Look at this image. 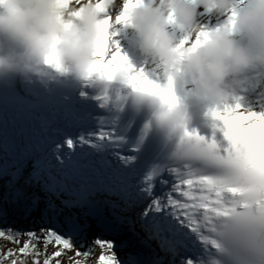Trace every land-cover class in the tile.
<instances>
[{"label":"clouds","instance_id":"1","mask_svg":"<svg viewBox=\"0 0 264 264\" xmlns=\"http://www.w3.org/2000/svg\"><path fill=\"white\" fill-rule=\"evenodd\" d=\"M115 0H0V73H16L43 80L56 74L72 75L77 82H98L105 86L122 81L141 98L158 105L159 123L170 136L187 139L190 119L176 97L174 103L162 98L161 89H145L132 83L136 68L124 59L106 61L109 45L105 10ZM129 0H121L124 8ZM229 17L231 25L210 29L198 23L199 9ZM124 24L139 37L143 53L161 62L168 80L181 70L192 84L213 101L225 98L226 81L245 73L256 63L264 64V0H150L129 4ZM174 25L185 35L177 39L169 31ZM245 34L247 43L233 36ZM201 33H206L201 36ZM10 42L5 49L4 40ZM199 40V43L196 41ZM168 86V83H167ZM166 86V87H167ZM162 87L161 88H166ZM264 176V161L258 165ZM232 186L230 206L236 211L215 221L218 247L203 264H264V184L259 188L241 176L226 174ZM248 204L249 207H242Z\"/></svg>","mask_w":264,"mask_h":264},{"label":"snow or ice","instance_id":"2","mask_svg":"<svg viewBox=\"0 0 264 264\" xmlns=\"http://www.w3.org/2000/svg\"><path fill=\"white\" fill-rule=\"evenodd\" d=\"M69 2L78 4L80 0ZM96 3L102 6L103 0H96ZM131 3L140 4L142 0H129ZM129 4H125L122 14L115 18L116 24L127 20ZM106 12L104 23L112 26L113 20ZM234 21L235 13L226 17L224 26L234 27ZM200 35L205 36L206 33ZM103 56L106 61L125 58L118 47L110 52V45ZM135 72L137 75L132 78L134 85H144L148 90L161 89L163 99L175 102L171 77L168 86L161 88L143 69H136ZM213 115L222 121L220 131L227 146H219L215 139L209 142L195 132L186 133L187 139L181 138L178 147V158L202 161L204 167L192 169L185 165L181 169H173L176 176L174 182L167 177L152 176L138 180L113 167L105 159L93 162L90 158L96 155L98 149L91 147L92 142L84 138L65 139L63 143L49 138L40 142L32 152L35 171L31 179L40 184L43 191L60 200V205L57 206L50 198L38 228L23 230L0 227V238L17 243L20 256H33L31 264H63V261L55 258L69 251L73 253L70 258L72 264H203L205 257L219 246L213 237L216 219L236 211L234 206H230L233 192L232 186L226 183V174L241 176L257 188L264 184V176L258 166L264 161V111L247 110L239 103ZM105 139H111V136L102 132L98 140ZM65 147L67 152L64 151ZM3 172L4 169L0 168V174ZM182 185L189 186L188 190H182ZM165 187L170 191L157 193V188ZM193 188L200 195H196ZM177 191L180 192L179 196L174 195ZM97 195L115 197L119 204L114 200L104 202L113 209L119 208L121 212L140 208L137 220L144 233L141 243L148 248L150 255L126 252L121 258L117 248L122 251L127 247V242L118 245L114 239L106 238L111 234V229L103 219L98 220L103 231L91 239L88 238L91 225L87 220L81 222L74 214L65 215L61 224L60 216L64 209L91 207ZM255 203L264 210V200L256 199ZM3 215L0 213V217ZM115 218L120 223L125 220L123 216ZM41 245L44 246L43 250ZM49 245L64 251L56 250L49 255ZM196 245L200 246L199 251L195 250ZM15 255L12 250L0 251V264H27L24 260L16 259ZM41 256H44L42 261Z\"/></svg>","mask_w":264,"mask_h":264},{"label":"rangeland","instance_id":"3","mask_svg":"<svg viewBox=\"0 0 264 264\" xmlns=\"http://www.w3.org/2000/svg\"><path fill=\"white\" fill-rule=\"evenodd\" d=\"M150 0H142V3H149ZM191 2L193 4L196 3V0H191ZM240 3L242 6H246L247 4L250 3V0H240ZM123 11V7L121 5V0H115L113 6L109 9H107L106 14L108 16H110L112 18V20L114 21L113 24L115 23V18L122 14ZM198 23L201 26H205L207 28H212V26H224L226 23V17L223 16H219L217 14L214 13H210L205 11L204 9H199V16H198ZM169 31L174 33L176 38L182 39L184 37V33L181 32L178 28H176L174 25H169ZM135 33V32H134ZM240 36L243 35L242 32L238 33ZM245 36V34H244ZM238 37V36H234ZM246 37V36H245ZM247 41V38H246ZM21 152V151H20ZM0 155H4V160H3V164L4 166H12L13 168H15L18 172H20L21 174H29V172L31 170L34 169V156L32 157L33 160L28 159V156L26 155V153H20L19 154V150L15 153L14 156H11L10 154H8L7 150L5 149V147L3 146L2 143H0ZM3 158V156H2ZM5 196L1 195L0 196V213H3V217H0V227H12L15 229H23V230H27V229H32V228H38L39 225L42 223L41 217L42 214L45 210L46 207V203L47 201L50 199V197H46V199L44 198H39L38 200H34V201H38L37 203H34V201L32 202V208H31V213L28 214L27 212L24 215V218H18V219H13V218H8L5 215L4 209H6L7 212H9L8 207H6L5 205V197L6 194H4ZM100 197V199H99ZM4 200H3V199ZM97 202H95V204H93V206L91 207H87V208H73V209H64L63 214L60 216V222L61 224H63L64 221V216L65 215H76L80 218L81 222H83L84 220H87V222L91 225V228L89 229L88 232V238L91 239L93 235L96 234H100L103 230L99 228V224H98V220L103 219V215L106 217L103 219V221H111L114 223V220L116 219V215H114L113 210H111L109 208V204H104V212L102 211L100 213V215H98L97 211L99 206H102V202L100 201L101 198L106 199L107 197L103 196V195H97L94 197ZM55 201V203L57 204V206L60 205V200L55 199V198H51ZM85 213H92V215H85ZM131 220V219H130ZM128 225H132V227H134V225L136 226V222L131 220L129 223V220L127 221ZM132 227H125L123 226L122 228H120V231L116 232V234L114 236H110V235H106V238L108 239H114L116 241V243L119 245L123 242H127V247L124 248L122 251L117 248V251L120 253L121 258H123V256L125 255L126 252H139V246H138V242L141 243V238L142 236L140 234L136 233V228H132ZM137 227L139 228L140 225L138 223ZM140 235V237H139ZM23 239V238H21ZM6 240V239H5ZM139 243V244H140ZM142 244V243H141ZM143 246H145L144 244H142ZM17 249L19 247V245L16 243ZM41 249L43 250L44 246L41 245L40 246ZM146 250L148 251L147 253L150 254L149 250L147 247H145ZM56 250H60V251H64L62 248L57 249L56 246L54 245H49L47 247V253L49 255H51L52 252L56 251ZM99 254V252L97 251V255ZM73 257V253L72 252H67L65 255H62L61 257H59V259L61 261H63V264H72V258Z\"/></svg>","mask_w":264,"mask_h":264},{"label":"bare ground","instance_id":"4","mask_svg":"<svg viewBox=\"0 0 264 264\" xmlns=\"http://www.w3.org/2000/svg\"><path fill=\"white\" fill-rule=\"evenodd\" d=\"M114 22V21H113ZM120 24H113L112 23V27L110 28V38H109V45H110V49L112 48H123L125 49V46L127 45V39L130 38L133 33L135 32L133 29H131L130 27L128 26H119ZM240 31L238 29H234L233 30V35L235 33H239ZM244 35V34H243ZM244 40V39H243ZM243 43H247L246 41H244ZM135 50H133L132 52H135ZM147 69L149 68H157V65L160 64V61H158L157 59L153 58V57H150L147 55ZM258 64V67L255 66V67H250L245 73L235 77V78H232L230 77L227 81H226V86L228 87H232L234 90H240V91H243V92H247L249 93L250 97L248 100H246L244 103H242L241 105L244 107V109H247V110H253V111H264V64H261V63H256ZM260 72L261 75L258 77V78H254L252 77V74L255 73V72ZM69 90H72V89H69ZM6 143L9 145V149L13 152H16L18 149H19V139H16V140H5ZM35 145H31V148H29L30 150H34ZM176 180V179H175ZM177 183H179V181H176ZM188 187L187 185H182L181 186V189L182 190H188ZM170 191L169 188H166L165 189V192H168ZM175 196H179L180 195V192L177 191L175 194ZM100 199V197H99ZM183 199H187V198H183ZM94 200V204L95 202H97V200L95 198H93ZM105 200H114L116 203H120L118 200H116L115 197L113 198H106V199H103L101 198V202H102V206H99L98 208V215H100L99 211L103 213H105L104 211V204H108V203H105L104 201ZM122 206V205H121ZM109 208H111L113 210V213L115 212V215L116 216H123L125 217V220L123 223H120L119 221H117L116 219L114 220V224H115V227H116V230L117 232L120 231V228H122L123 226H125L126 228L127 227H132V225H128L127 224V221L129 220V223L131 220L135 221L136 222V226L134 225V227L136 228V233L137 234H140L143 238L144 236V233L143 231L141 230V227H137L138 225V220H137V215H138V211L136 208H133L127 212H121L119 208L117 209H113L110 204H109ZM103 219L106 218L104 215L102 217ZM131 219V220H130ZM140 225V223H139ZM132 227V228H134ZM139 235V237H140ZM138 246H139V252L143 253L145 256L147 255H150L148 254L145 246H143L140 242H138ZM140 243V244H139ZM153 247H155V244L152 245ZM196 251H199V249L195 248ZM207 258V257H205Z\"/></svg>","mask_w":264,"mask_h":264},{"label":"trees","instance_id":"5","mask_svg":"<svg viewBox=\"0 0 264 264\" xmlns=\"http://www.w3.org/2000/svg\"><path fill=\"white\" fill-rule=\"evenodd\" d=\"M1 157L0 168H3L4 172L0 174V196H5L4 194H6L5 205L9 209V212L4 209L5 215L13 219L24 218L26 212H29L28 214L31 213L32 202L34 200H38L39 198L46 199L47 196L51 197V194L43 191L41 185L34 179H31L32 175L28 173L22 175L12 167H5ZM8 250H12L16 254V259L24 260L27 264H31V261L34 259L31 255L20 256L16 243L0 238V251L6 252ZM43 259L44 256H41L40 260L42 261ZM55 259L60 260L59 258Z\"/></svg>","mask_w":264,"mask_h":264},{"label":"water","instance_id":"6","mask_svg":"<svg viewBox=\"0 0 264 264\" xmlns=\"http://www.w3.org/2000/svg\"><path fill=\"white\" fill-rule=\"evenodd\" d=\"M105 224L106 225H108L109 227H110V229H111V234H110V236H114L115 234H116V228L113 226V224L112 223H110V222H105ZM99 228L100 229H102L103 230V227L101 226V225H99Z\"/></svg>","mask_w":264,"mask_h":264}]
</instances>
